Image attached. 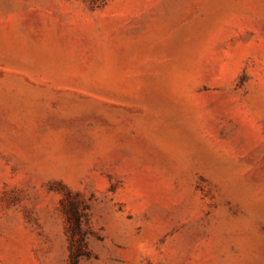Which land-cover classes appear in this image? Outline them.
<instances>
[{"label":"rangeland","instance_id":"obj_1","mask_svg":"<svg viewBox=\"0 0 264 264\" xmlns=\"http://www.w3.org/2000/svg\"><path fill=\"white\" fill-rule=\"evenodd\" d=\"M0 264H264V0H0Z\"/></svg>","mask_w":264,"mask_h":264}]
</instances>
